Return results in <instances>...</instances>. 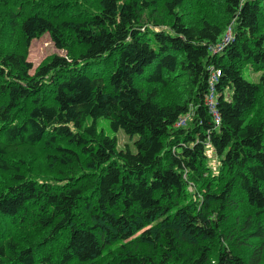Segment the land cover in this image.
<instances>
[{"label": "trees", "instance_id": "trees-1", "mask_svg": "<svg viewBox=\"0 0 264 264\" xmlns=\"http://www.w3.org/2000/svg\"><path fill=\"white\" fill-rule=\"evenodd\" d=\"M185 1L0 0L5 29L26 47L49 33L68 50L35 68L25 51L0 50V219L17 230L0 229V264L263 262L264 0H222L228 40L217 22H185ZM160 6L168 28L144 19ZM182 76V99L161 102L158 86ZM100 118L137 136L135 148H118ZM23 146L59 162L57 173L20 172L26 159L12 152ZM239 204L249 212L235 216L260 240L246 241L248 255L226 243Z\"/></svg>", "mask_w": 264, "mask_h": 264}, {"label": "rangeland", "instance_id": "rangeland-1", "mask_svg": "<svg viewBox=\"0 0 264 264\" xmlns=\"http://www.w3.org/2000/svg\"><path fill=\"white\" fill-rule=\"evenodd\" d=\"M180 12L183 14V18L185 22L191 23H200L204 19H208L210 21H214L219 23L224 27V38L228 40L227 37H230L232 29L229 26V20L231 19V15L226 12L225 5L222 0H186L184 4L180 7ZM7 14L6 10L0 11V50L3 51H12L17 50L20 52H26L27 59L33 62L34 68L43 64L46 60L55 54L67 55L68 50L58 49L54 41L52 40L49 33L43 34L37 38H34L31 43L26 47L25 38L22 33L19 31L13 32L10 28L5 29L7 23L6 19L9 17L4 16ZM145 20L151 19L159 22L162 27L168 28V17L166 10L160 6V9H148L145 11ZM3 17V19H1ZM69 47L70 51H75L78 49V46L74 44V42L70 43ZM261 70H254L250 67V65H245L244 75L248 79L258 81L261 76ZM139 83L143 88H151L152 84H147L144 81L140 80ZM189 81L186 78L179 77L172 81V83L167 86H158L159 99L163 103H175L182 99L185 90L188 87ZM260 109V108H259ZM258 109V110H259ZM99 129L104 133H107L111 136H115L117 138V147L124 148L129 145L131 148H135L134 141L137 139V136L127 135L122 129L114 130L110 126V122L106 118L99 119ZM182 125H186V122L182 123ZM39 147H28L23 146L17 149V151L12 152L13 157H22L25 158V164L20 166V172H24L26 175L31 177L43 178L49 176L51 174L57 173V168L60 165L59 162H54L53 166H48L49 159L46 158L44 154L40 153ZM208 154H209V166L211 170L216 172L215 170L218 167V158L214 153L211 152L210 146H208ZM28 160V161H27ZM8 175L6 172L0 170L1 179H5ZM2 188V185H0ZM191 189H195V187H191ZM197 199H201L200 194L196 195ZM232 215L229 216L228 220L224 223L226 228V232L230 234L228 238V243L230 240L233 241V244L236 246V251L245 252V254H250L253 245L258 244L256 238L249 237V232L251 230H244L242 226L243 219L236 217L235 215L239 214V217L249 212L248 208L242 204L238 206L237 209L232 211ZM240 220V221H237ZM223 224V225H224ZM7 228L12 229V232L9 235H16L17 230L15 229V225L8 219H0V229L2 232H7ZM26 233L33 234V229L30 231H25ZM250 240L251 242H255V244L246 242ZM222 240H218L215 244L221 245ZM114 247V245L109 246V248ZM141 249H144V245L140 246ZM148 249V246H147ZM161 250V249H160ZM159 250V251H160ZM153 253H159L158 250L151 251ZM264 255V253H263ZM250 257V256H249ZM264 264V258L263 262Z\"/></svg>", "mask_w": 264, "mask_h": 264}, {"label": "built area", "instance_id": "built-area-1", "mask_svg": "<svg viewBox=\"0 0 264 264\" xmlns=\"http://www.w3.org/2000/svg\"><path fill=\"white\" fill-rule=\"evenodd\" d=\"M229 37H227L228 39ZM220 72L217 71V74H219ZM212 78H216V73H213ZM212 84V83H211ZM206 104L209 106V108H211L214 111V115L216 116V119L218 118V114L215 111V95L213 93V89L212 92H210L207 97H206ZM186 122V117H183L179 120V122L177 123V125H182V123Z\"/></svg>", "mask_w": 264, "mask_h": 264}]
</instances>
